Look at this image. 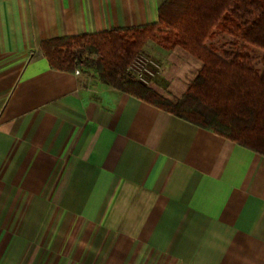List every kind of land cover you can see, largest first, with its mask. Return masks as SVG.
Masks as SVG:
<instances>
[{
	"label": "crops",
	"instance_id": "crops-1",
	"mask_svg": "<svg viewBox=\"0 0 264 264\" xmlns=\"http://www.w3.org/2000/svg\"><path fill=\"white\" fill-rule=\"evenodd\" d=\"M164 1L0 0V264H264V155L40 49Z\"/></svg>",
	"mask_w": 264,
	"mask_h": 264
},
{
	"label": "trees",
	"instance_id": "trees-1",
	"mask_svg": "<svg viewBox=\"0 0 264 264\" xmlns=\"http://www.w3.org/2000/svg\"><path fill=\"white\" fill-rule=\"evenodd\" d=\"M201 61L180 97L124 74L148 43ZM51 68L93 69L106 85L264 155V0H165L154 24L42 40Z\"/></svg>",
	"mask_w": 264,
	"mask_h": 264
},
{
	"label": "rangeland",
	"instance_id": "rangeland-1",
	"mask_svg": "<svg viewBox=\"0 0 264 264\" xmlns=\"http://www.w3.org/2000/svg\"><path fill=\"white\" fill-rule=\"evenodd\" d=\"M156 45L158 44L150 42L144 46L143 52H140L154 57L161 66L150 86L153 88V85L157 84L159 86L158 89L156 88L157 92L168 97H180L189 86L194 73L201 68L202 63L179 46L166 49L158 45L168 51L160 58L153 51Z\"/></svg>",
	"mask_w": 264,
	"mask_h": 264
},
{
	"label": "built area",
	"instance_id": "built-area-1",
	"mask_svg": "<svg viewBox=\"0 0 264 264\" xmlns=\"http://www.w3.org/2000/svg\"><path fill=\"white\" fill-rule=\"evenodd\" d=\"M161 66L154 57L140 53L136 55L124 70V74L144 85H150L156 77ZM79 72L78 69L75 70Z\"/></svg>",
	"mask_w": 264,
	"mask_h": 264
}]
</instances>
